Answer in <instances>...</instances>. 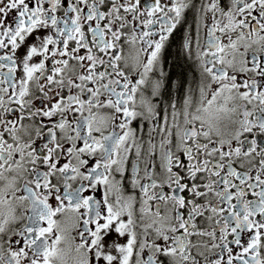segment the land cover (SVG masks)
I'll use <instances>...</instances> for the list:
<instances>
[{
	"label": "snow or ice",
	"instance_id": "1",
	"mask_svg": "<svg viewBox=\"0 0 264 264\" xmlns=\"http://www.w3.org/2000/svg\"><path fill=\"white\" fill-rule=\"evenodd\" d=\"M0 264H264V0H0Z\"/></svg>",
	"mask_w": 264,
	"mask_h": 264
}]
</instances>
